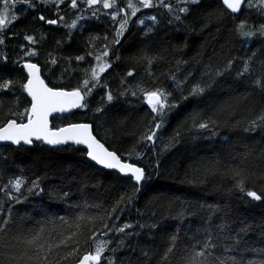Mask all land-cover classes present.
I'll return each mask as SVG.
<instances>
[{
	"label": "trees",
	"instance_id": "16d2710c",
	"mask_svg": "<svg viewBox=\"0 0 264 264\" xmlns=\"http://www.w3.org/2000/svg\"><path fill=\"white\" fill-rule=\"evenodd\" d=\"M80 1L79 11L71 14V0H63L58 7L50 3L34 9L15 0L5 6L0 0V14L6 21L18 17L0 30L4 40L0 44V84L4 80L14 82L0 90V125L10 119L27 120V115L22 120L13 115L31 106L27 92L20 87L27 82L23 62L39 64L49 86L71 91L86 78L85 69L97 64L95 56L107 45L106 60L111 67L100 74L99 84L85 97L87 107L54 117L52 127L92 123L96 135L109 149L124 161L143 167L147 177L136 185L140 190L134 193L131 203L122 205V210L113 214L116 218L105 221L110 226L133 225L126 229L132 235L109 232L102 236L104 229L99 219L95 226L82 221L72 244L79 243L78 254L61 264L77 263L94 250L96 239H111L110 247L116 249L114 253L106 251L100 264H108L113 256L115 264H185L187 258L205 250L206 243L207 264H233V260L238 264H258L264 260V200L253 201L246 196L248 190L258 194L264 191V126L245 131L249 121L264 112V90L254 84L256 78L264 77V38L249 40L236 31L242 21H246L245 30L264 24V16L256 7L248 8L247 1L235 15L222 0H200L188 6L187 14L178 13L181 21L170 24L172 17L166 9L141 8L130 18L120 43L113 44L120 20L125 14L130 16L126 0H117V6L125 11L115 21L111 19L115 9H104L101 4L87 8ZM133 2L139 7L138 2ZM167 2L177 10L183 6L177 5V0ZM97 9V17H93L92 11ZM57 10L60 12L55 13ZM41 14L46 20L63 17L64 22L48 25L37 19ZM153 15L158 18L155 25L148 19ZM78 16L83 19L77 20L76 28L64 27ZM141 19L144 24L138 22ZM150 27L153 30L147 32ZM25 35L33 36L36 43L25 40ZM91 37L99 39L89 44ZM32 51L35 56L26 55ZM89 52L93 55L89 56ZM77 56H84V60L77 61ZM52 57L57 60L55 65L50 63ZM145 57L152 59L151 65ZM249 57L252 71L238 77ZM230 59L232 67L222 76L205 75L209 68L213 73L222 69ZM128 72L133 75L127 76ZM173 75L175 80L170 78ZM213 79L212 87L203 95L189 96L193 85L203 86ZM137 84L170 92L169 102L178 104L166 114L155 143L141 140L153 127V118L159 121L160 117L151 112L139 92L131 95ZM125 89L127 94L121 96ZM109 91L115 97L111 103L106 102ZM181 96L188 99L182 100ZM98 107L103 111L97 112ZM193 116L199 122L210 119L214 123L204 130L193 128ZM177 131L180 136L170 144ZM17 177L25 181L20 192L0 191V223L9 220L7 231L0 230V264L23 253L24 246L17 244L15 237L30 236L40 229L47 240L59 238L61 233L69 235L77 231L68 225L78 215L106 216L120 195L132 194L135 183L128 176L91 162L83 147H49L42 141L31 147L0 146V188ZM38 177L40 186L30 193ZM239 179H245L243 192L236 186ZM6 191H11L12 198ZM241 228L246 230L241 232ZM89 229L96 231L94 237ZM172 236H176L173 253L163 261L164 252L172 246ZM121 237L125 243L118 247L115 241ZM65 251L61 249L60 254ZM142 251L148 253L147 262ZM18 264L25 261L20 259Z\"/></svg>",
	"mask_w": 264,
	"mask_h": 264
},
{
	"label": "snow or ice",
	"instance_id": "6c2138e0",
	"mask_svg": "<svg viewBox=\"0 0 264 264\" xmlns=\"http://www.w3.org/2000/svg\"><path fill=\"white\" fill-rule=\"evenodd\" d=\"M16 3H20L22 5L27 6L29 9L37 8L38 5L47 6L50 3H54L57 7L59 4L63 3V0H15ZM86 4L87 8H91L94 5L101 4L104 9H115L111 13V19L115 21L121 12H124V8H119L117 6V0H83ZM245 2V0H222V4L231 11V13H238L241 11V6ZM5 6L9 4V0H3ZM200 3V0H177V5H183L182 7L174 8V6L167 2V0H138L139 7L137 3H134L133 0H126V7L130 9V16L125 14L123 18L120 20L119 28L116 30V39H114L113 44H119V37L123 36L131 17L137 15L141 8L151 9L160 7L166 9L167 12L172 17L169 19V23L171 24L173 21H181L182 17L178 13L187 14L189 12V5H197ZM248 8L256 7L257 10L264 16V0H256V3L253 4V0H247ZM71 8H77V0H71ZM97 10L92 11V16L97 17ZM18 19V17L13 16L12 20L6 21L4 14H0V30L5 29L9 24ZM39 21L46 22L49 25H56L58 22H64L63 17H59L58 19H48L46 20L43 14L37 17ZM83 19V17L78 16L76 19L72 20L71 23H64V27L69 29H73L77 27V20ZM148 19L152 22L153 25L158 23V18L156 15L148 17ZM140 24H144L145 21L143 19L138 21ZM246 21H242L237 25L236 31L240 37L252 39L254 37L264 38V24H260L258 26H250L248 30H245ZM153 29L150 27L147 29V32H151ZM147 32L145 34H147ZM71 37V33H69V39ZM25 40L29 41L32 44L36 43V40L31 35H25ZM99 37H91L89 40V44L94 43L98 40ZM104 39H107L105 36ZM4 40L0 38V44H3ZM59 44L60 42L57 41ZM28 56H35L36 52H26ZM89 56H92L93 53L89 52ZM109 52L107 49V45L104 46V50L100 52L99 55L95 56V60L97 64L91 66L90 70L85 69L86 78L79 84L77 87L73 88L71 91H65L62 88L49 87L45 81L41 78L40 68L37 64L34 63H25L23 65L24 69H27V82L22 83L20 87L27 92V94L31 97V108L25 109L23 113H13V115H19L21 120L25 115H27V122L17 123L16 119L7 120L5 123L0 125V141L3 142H11L14 145H31L33 141H43L48 145H61L66 144L69 141L74 142L78 145L86 146V156L90 158L91 161H94L98 165H102L106 169H116L119 173L128 176V178L134 181V186L132 188V194H128L127 197L124 195H120L119 198L115 201L110 211L106 213V216L101 217H89L85 216L83 213L78 215L72 224L68 225L69 228H75L77 231L71 232L69 235L60 234L59 238L53 237L52 240H47L43 237V229L40 231L31 234L30 236L25 237H15L16 243L24 246V251L21 256L18 258L13 255L4 260L3 264H18L20 259L25 261V264H61L62 261L73 257L78 254L79 251V243L75 242V246H72L74 242V237H76L77 233L81 229V222L88 221L92 223L94 226L96 224L97 219H99L100 228L104 229L101 232L102 236H106L109 232H115L120 234H125L127 236H131L132 233H126V229L133 228V225L125 223L123 226H110L106 223V220H111L116 218L113 214L122 210L121 206H126L130 204L134 193L138 192L140 189L136 187V185H140V183L147 179L145 170L142 167H138L135 163H129L122 161L121 157L117 155L116 151H109L108 148L104 146L103 143L100 142L96 138V136L92 133V126L86 123H71L68 124L67 127H61L53 130L49 127L48 117L53 112H67L71 109L75 108H85L87 104L85 103V97L90 96L93 89L97 87L100 81V74L105 72L106 69L111 67L106 60L103 58L108 57ZM255 56V53H253ZM3 59L6 61L7 57L4 56ZM77 61H83L84 56H77L75 58ZM149 65L152 64V59L145 57ZM251 60L252 57H249L248 60L244 61L243 68L241 71L237 73L238 77H242L245 74H249L251 69ZM50 63L55 65L57 60L55 57H52ZM179 63V62H178ZM233 61L230 59L227 61L225 66L221 68H217L213 70L209 68L208 72L205 75H208L210 78L214 75L215 77L222 76L226 71H229L232 67ZM133 75L132 72H128L127 76L131 77ZM171 79L175 80V76H171ZM14 82L12 80H4L2 84H0V90H6L12 85ZM212 83H214V79L210 80V82L205 83L203 86L201 83H196L192 86L189 91V96H200L203 95L207 89L212 87ZM254 84L264 90V77H258L254 80ZM106 87V85H104ZM128 89H125L124 92H121L120 95L123 96L127 94ZM138 92L142 95L143 101L146 105L151 109V112L155 114L156 117H160L159 121H156L155 117L153 118V127L148 130V133L141 137V140L144 142L155 143L159 130L163 127V121L166 114L176 107L178 104L175 102H169V98L172 93L166 92L163 89L156 87L152 90L146 89L139 84L136 85V91H131L132 96H137ZM103 99V98H102ZM115 97L112 92L109 91L106 93V102L111 103ZM182 100L188 99V97L181 96ZM97 112L103 111V107H98L96 109ZM192 127L197 129H208L209 124L214 123L210 119L207 122H199L197 117H191ZM187 124V121H185ZM258 126H264V112H261L254 119L249 121V127L245 129V131L255 130ZM180 132L177 131L175 135L171 138V142L176 141V138L180 136ZM140 141H137L139 143ZM169 145L165 146V150ZM129 157L132 153L128 154ZM139 157V153L136 154ZM237 177L240 176V173L237 172L235 174ZM24 179L21 177H17L14 180H9L8 184L4 185L3 188H0V191H5L8 189H12L15 192H20L21 187L24 184ZM40 186V178L38 177L35 181L32 182V187L29 188V192L31 193L33 189H38ZM240 191H245V179H239L236 185ZM43 191V189H41ZM6 195L11 197V191H6ZM65 195H67L65 193ZM246 196L251 198L253 201H262L264 200V191L260 194L254 190H248L246 192ZM99 207V206H97ZM182 215V214H181ZM63 222V218H61ZM9 224V220L5 219L3 223H0V230H6V225ZM139 227L143 228L145 225H139ZM148 227H155V225H149ZM92 231V236L96 235V231L89 229ZM99 229H97L98 231ZM245 228H241L240 231H245ZM91 240L92 237H89ZM176 236L171 237L172 246L168 247L162 256L163 261H167L170 254L173 253L175 247ZM113 243L111 239H96L93 241L94 250L88 251L86 254L82 256L78 260V264H100L102 258H104V253L115 252L116 249L111 248L110 245ZM115 243L118 247L124 246V238L116 240ZM209 247L206 243L204 248L205 250ZM65 249V254L61 255L60 250ZM70 249V250H68ZM205 250H201L196 252L190 258H187L185 264H207V258L205 255ZM31 253V254H29ZM141 255L145 258V262L149 259L148 253L143 252ZM55 256L57 259L52 260L50 257ZM204 258V259H200ZM108 264H115V257L113 256L111 259H108ZM214 264H224V261L214 262ZM233 264H238L237 261L233 260ZM249 264H256V262L249 261ZM258 264H264V260L258 262Z\"/></svg>",
	"mask_w": 264,
	"mask_h": 264
},
{
	"label": "water",
	"instance_id": "95a60500",
	"mask_svg": "<svg viewBox=\"0 0 264 264\" xmlns=\"http://www.w3.org/2000/svg\"><path fill=\"white\" fill-rule=\"evenodd\" d=\"M246 1H247V0H245V2L242 4V6H241V11H242V9H243L244 6H245ZM224 7H225V6H224ZM225 8H226V7H225ZM226 9H227V8H226ZM227 10H228V9H227ZM228 11L231 13L230 10H228ZM241 11H240V12H241ZM240 12H238V13H232V14L238 15ZM25 63H29V62H23V63L21 64V67H23V65H24ZM30 63H34V62H30ZM34 64H37V63H34ZM37 65H38V67L40 68V75H41V78H42V79L45 81V83L47 84L46 80L44 79V77H43V75H42V69H41V66H40L39 64H37ZM24 71H25V73H26V75H27V69H24ZM47 85H48V84H47ZM48 86H49V85H48ZM49 87H51V86H49ZM63 90H64V89H63ZM65 91H69V90H65ZM28 96H29V95H28ZM29 98L31 99L30 96H29ZM30 108H31V106H30ZM73 110H74V109H71V110H69V111H67V112H63V113H60V112H53V113H51V114L49 115V117H48L49 127L52 128L53 130L57 129V128H53V127H52V119H53L54 117H56V116L66 115V114L72 112ZM26 122H27V120L24 121V123H26ZM17 123H20V122L17 121ZM78 123H86V124H90V125L92 126V133H93V135L96 136V138H97L98 140H100V139L98 138V136L96 135L95 131H94V126H93L92 123H90V122H78ZM67 125H68V124H67ZM67 125H64V126H61V127H67ZM61 127H58V128H61ZM36 142H39V141H35V140H34V141H33V144H31V145H25V144H23V142L21 143V145H14V144H11V142H3V141H0V146H4V145H12V146H15V147H20V146L31 147V146H33L34 143H36ZM42 142H43V141H42ZM100 142L103 143L104 146H105L106 148H108L104 142H102L101 140H100ZM43 143H44L46 146H49V147H64V146H67V145H69V144H73V145H76V146H79V147H83V148L86 149V146L75 144V143L72 142V141H69L68 143H66V144H61V145H48V144L45 143V142H43ZM108 150H109V151H113V150H111V149H109V148H108ZM117 155H119V154L117 153ZM87 158H88V157H87ZM88 159L90 160V158H88ZM121 159H122V158H121ZM90 161H91V160H90ZM122 161H124V160L122 159ZM91 162H93L94 164H96L94 161H91ZM125 162H128V161H125ZM129 163H131V162H129ZM96 165L99 166L100 168H104L102 165H98V164H96ZM136 165H137V164H136ZM137 166H138V167H141V166H139V165H137ZM142 168H143V167H142ZM104 169H106V168H104ZM108 170L115 171V172L119 173V171L116 170V169H108ZM144 170H145V169H144ZM119 174L122 175V176H126V175L121 174V173H119ZM75 264H78V262L75 263Z\"/></svg>",
	"mask_w": 264,
	"mask_h": 264
},
{
	"label": "flooded vegetation",
	"instance_id": "af4514ba",
	"mask_svg": "<svg viewBox=\"0 0 264 264\" xmlns=\"http://www.w3.org/2000/svg\"><path fill=\"white\" fill-rule=\"evenodd\" d=\"M51 4H54V3H51ZM80 8H81V1L80 0H77V8L73 9V8L70 7L71 14L74 13L75 11H79ZM58 11L60 12V10H57V11H55V13L58 12ZM56 25H54V26H56Z\"/></svg>",
	"mask_w": 264,
	"mask_h": 264
},
{
	"label": "rangeland",
	"instance_id": "374dc122",
	"mask_svg": "<svg viewBox=\"0 0 264 264\" xmlns=\"http://www.w3.org/2000/svg\"><path fill=\"white\" fill-rule=\"evenodd\" d=\"M133 1H136V2H138V0H133ZM98 5V4H97ZM101 5H102V3H101ZM6 19V18H5ZM104 59V58H103ZM104 60H106V58L104 59ZM107 61V60H106ZM107 70V69H106ZM102 74V73H101Z\"/></svg>",
	"mask_w": 264,
	"mask_h": 264
}]
</instances>
